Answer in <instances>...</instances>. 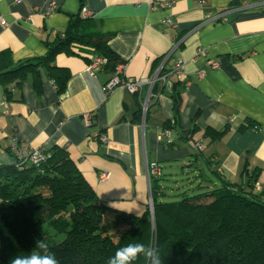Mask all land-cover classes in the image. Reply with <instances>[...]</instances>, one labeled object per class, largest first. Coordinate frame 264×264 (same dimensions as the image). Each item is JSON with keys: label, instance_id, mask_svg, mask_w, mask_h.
Segmentation results:
<instances>
[{"label": "crops", "instance_id": "1", "mask_svg": "<svg viewBox=\"0 0 264 264\" xmlns=\"http://www.w3.org/2000/svg\"><path fill=\"white\" fill-rule=\"evenodd\" d=\"M161 1L171 5L151 7L149 0H0V59L11 65L44 54L45 38L61 33L85 5L98 29L110 35V48L125 61L123 81L151 78L161 66L170 72L164 81L157 80L154 92L147 83L137 92L121 85L107 90L114 71L100 67L91 72L84 58L58 53L55 64L70 72L63 93L43 74L37 93L28 76L19 88L13 87L6 113L0 106V163L12 162L8 146L14 139L46 149L62 146L105 205L134 215L145 210L149 199L147 163L156 162L162 174L167 167L172 178L177 170L193 168L205 179L202 186L212 183L197 169L200 156L188 164L198 141L201 156L213 155L225 179L241 181L244 164L264 176V0ZM177 62L179 74L172 73ZM176 80L185 85L174 119L170 93ZM0 91L6 95L2 85ZM145 102L147 118L132 122L133 111ZM85 113L91 114L88 125ZM246 117L257 127L239 132ZM165 121L173 126L166 127L168 136L160 137ZM207 126H227L228 131L208 143L202 136ZM192 127L197 131L190 139ZM166 139L174 144L169 146Z\"/></svg>", "mask_w": 264, "mask_h": 264}, {"label": "trees", "instance_id": "2", "mask_svg": "<svg viewBox=\"0 0 264 264\" xmlns=\"http://www.w3.org/2000/svg\"><path fill=\"white\" fill-rule=\"evenodd\" d=\"M81 6L61 33L45 38L44 54L14 65L0 59V85L7 98L12 92L10 87L19 88L28 76L39 93L42 74L53 82L58 93H63L70 72L55 64L58 53L78 55L87 63L101 57V67L110 72L125 62L110 48V35L98 29L92 16L83 15ZM180 46L181 43L177 47ZM168 72L161 66L158 75ZM157 83L156 80L151 92ZM184 85L176 80L170 93L174 119L179 115ZM143 113L147 118L148 105L143 112L139 104L131 121L140 123ZM172 126L165 121L162 129ZM256 127L246 117L238 131ZM196 131L195 127L188 131L190 139ZM227 131V126H207L202 136L211 143ZM165 143L171 146L174 141L166 139ZM192 149L188 164L200 156L217 181L199 165L197 169L204 170L202 173L212 183H197L188 188L190 193L182 191L181 197L165 200L168 186L163 182L167 177L161 170L159 175L149 176L152 212L147 201L140 215L105 205L62 146L47 149L45 159L38 165L0 163V264H10L16 255L42 253L44 250L36 248L37 241L47 244L59 264H108L117 249L130 243L156 250L162 264H264V181L260 189L255 188L260 169L244 164L243 179L231 182L219 173L213 155L201 156L203 146ZM200 174L198 170L192 175ZM133 264L149 261L141 254Z\"/></svg>", "mask_w": 264, "mask_h": 264}, {"label": "built area", "instance_id": "3", "mask_svg": "<svg viewBox=\"0 0 264 264\" xmlns=\"http://www.w3.org/2000/svg\"><path fill=\"white\" fill-rule=\"evenodd\" d=\"M149 5L151 7L154 6H170L171 2H167V1H161V0H149ZM81 12L83 15L85 16H92L93 15V11L91 9H89L87 6L82 5L81 6ZM165 23H167L168 25H171V21L169 18H166L164 20ZM104 63V59L101 57H95L90 63L87 64V68L89 71H94L97 70L98 68H100L102 66V64ZM123 65L124 63H118L115 68H114V73L111 76V78L108 80V82L105 84V88L107 90L112 89L115 86L121 85L123 87H125L128 91L130 92H137L139 90V88L141 87V85L143 83H147L151 89V87L153 86L154 82L156 80H162L164 81L165 78L167 77V75L170 73L168 72L167 74H162L161 76H159V70L158 72L155 74V76L151 77V78H142L139 80H133V81H123L121 78V72L123 69ZM212 68L216 67V63L212 62L211 64ZM181 64L180 62H177L174 66V69L172 70V73H176L179 74L181 71ZM200 74L202 75L203 72H200ZM10 90H13V87H10ZM7 104H8V99L6 97L5 94H3L2 91H0V106L3 108V112H7ZM147 106V102H145L143 104V109L146 108ZM84 118V122L85 124H90L91 122V114L90 113H85L83 115ZM169 134V130L167 129H162L159 131V136H168ZM98 138L102 141H104L106 139L105 134L100 133L98 135ZM201 142H195L193 144V147H197L200 148ZM8 153L10 154V156L12 157V163L16 164V165H24V164H34V165H38L39 163H41L46 155H47V149L41 146H31L25 142H21L18 140H12L8 146ZM161 173V168L160 166L156 163V162H150L147 163V180L149 183V176L150 175H159ZM106 176V174H103L102 177L104 178ZM255 188L259 189V183L256 182L255 183ZM148 205H149V210H152V206H151V198H150V194H149V199H148Z\"/></svg>", "mask_w": 264, "mask_h": 264}, {"label": "clouds", "instance_id": "4", "mask_svg": "<svg viewBox=\"0 0 264 264\" xmlns=\"http://www.w3.org/2000/svg\"><path fill=\"white\" fill-rule=\"evenodd\" d=\"M36 248L44 250L41 252H32L28 255H16L10 260V264H59L54 254L48 251V246L43 241H37ZM141 254H143L149 264H162L158 252L144 244H127L117 249L108 264H133Z\"/></svg>", "mask_w": 264, "mask_h": 264}, {"label": "rangeland", "instance_id": "5", "mask_svg": "<svg viewBox=\"0 0 264 264\" xmlns=\"http://www.w3.org/2000/svg\"><path fill=\"white\" fill-rule=\"evenodd\" d=\"M144 116V113H143ZM200 166L203 167L205 172L209 174L210 177L214 179V181H217L216 178H214L206 169L205 164L202 160H200ZM188 168H184V173H182L180 170H177L174 178H172L171 174H169V169L167 167H164V176L167 177L166 180H164V184H166L168 187L165 189L166 190V196H164L165 200L169 199H176L181 197L179 192L185 191L186 193H190L191 186H195L197 183H203L205 181L204 178L203 181H201V177H193V171H187ZM175 179V180H174ZM264 181V176L260 175L258 183H259V189L262 185V182ZM178 186V188L176 187ZM209 185L208 187H210ZM195 191V190H194Z\"/></svg>", "mask_w": 264, "mask_h": 264}, {"label": "water", "instance_id": "6", "mask_svg": "<svg viewBox=\"0 0 264 264\" xmlns=\"http://www.w3.org/2000/svg\"><path fill=\"white\" fill-rule=\"evenodd\" d=\"M143 111H145V108L143 109ZM151 212H152V210H151ZM152 214V213H151ZM152 219V221H153V217L151 218Z\"/></svg>", "mask_w": 264, "mask_h": 264}]
</instances>
